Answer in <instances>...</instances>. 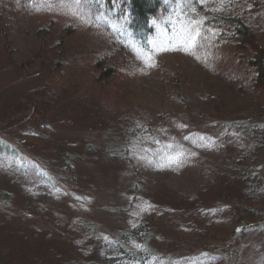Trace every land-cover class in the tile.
<instances>
[{"label":"rangeland","instance_id":"obj_1","mask_svg":"<svg viewBox=\"0 0 264 264\" xmlns=\"http://www.w3.org/2000/svg\"><path fill=\"white\" fill-rule=\"evenodd\" d=\"M31 1L39 11L28 22L35 21L31 31L28 26L5 47L0 44V147L16 149L15 155L0 157V264H105L99 260L101 242L111 246V240L141 216H149V244L161 256L154 264H264L261 220L232 236L231 228L221 230L227 227L230 210L237 206L235 198L245 186L232 179L238 174L232 171L231 156L250 147L249 134L242 128L222 126L198 111L176 114L170 120L158 117L149 105L156 102L152 98L156 94L137 82L118 89L133 104L130 111H110L103 105L86 109V94L76 96L85 83L80 64L65 68L64 81L48 90L41 117L47 124L33 125L20 115L16 101L44 92L47 65L58 53L49 41V26L56 18L72 21L75 16L66 0ZM213 1L216 6L224 2ZM191 2L169 1L151 50L142 57L160 63L188 59L162 48L189 39L193 23L189 16L198 14ZM263 16L259 19L262 32ZM107 24L114 26L115 21ZM91 30L87 29L99 38ZM80 42L76 38L69 43L68 56H74ZM43 51L49 55L40 60ZM74 74L80 77L72 80ZM112 89L114 93L115 86ZM145 120L157 127H152L155 134L146 128ZM61 153L73 154L71 166L53 160H60ZM47 159L56 163L49 166L51 172L45 170L49 179H42L38 175L44 169L38 160ZM257 168L264 178V164L256 165L255 172ZM222 197L226 198L223 204L216 202ZM197 226L218 228L225 234L224 241L216 232L217 238H210L212 232Z\"/></svg>","mask_w":264,"mask_h":264},{"label":"trees","instance_id":"obj_2","mask_svg":"<svg viewBox=\"0 0 264 264\" xmlns=\"http://www.w3.org/2000/svg\"><path fill=\"white\" fill-rule=\"evenodd\" d=\"M66 1L73 5L70 12L84 27L79 26L75 16L72 21L56 18L49 26L48 38L58 53L47 65L44 92L16 101L20 105V115L30 119L33 125L47 124L41 117L45 101L50 97L48 90L64 81L62 71L65 68L75 65L77 68L80 64L83 73L81 82L85 83L80 90L77 88L76 96L86 94V109L103 105L108 106L110 111L118 108L130 111L133 104L125 101L118 89L137 82L156 94L152 97L156 102L153 105L148 102L158 117L165 116L166 120H170L176 114L185 116L191 111H198L212 120H219L222 126L236 125L250 137L248 151L237 149L231 156L232 171L238 174L233 176V182L245 186L235 198L237 206L230 210L227 227L221 230L231 228L229 234L232 236L236 231L241 233L243 229L253 228L260 220V227L264 228V178L261 168H257V172L254 169L256 165L264 164V32L259 22L264 14V0H224L222 6H216L212 0H192L191 5L198 14L189 16L193 17L189 39L170 48L166 46L168 44L162 48L166 53L176 50L188 57L174 63H160L158 59L144 58L141 54L151 50L157 25L164 22L169 1L175 0ZM35 12L39 11L31 0H0V44L5 47L28 26L31 31L35 21L28 22L33 21ZM111 20L115 21L114 26L107 24ZM89 28L99 38H94L87 31ZM76 38H81L82 42L78 43L77 50H73L75 57L69 55L73 56L69 58L65 51ZM45 53H41L40 60L44 56L48 58L49 53ZM77 77L80 76L71 75L72 80ZM67 84L72 86L71 82ZM112 86H115L114 93ZM243 113L244 116L240 117ZM144 122L151 134H155L152 130L154 126L151 127L148 120ZM103 124L108 126L109 121L104 120ZM222 144V150H226L225 143ZM219 148L221 150V146ZM122 150L125 151V148L120 147ZM3 153L15 155L16 149L0 147V157ZM125 153L124 156H127ZM60 156V160H53L65 161L64 166H71L73 154L61 153ZM53 160L47 159L45 163L38 160L41 169H44L38 175L42 179H49L45 170L51 172L49 166L56 163ZM226 174L229 173L226 171ZM224 200L226 198L222 197L216 202L223 204ZM148 217H138L133 227L123 230L118 238L111 240V246L101 242L104 248L99 260L105 264L158 262L161 256L155 254L149 244ZM197 227L205 228L207 234L212 232L210 238H217V233L221 242L224 241L225 234L218 228L208 230L204 226Z\"/></svg>","mask_w":264,"mask_h":264}]
</instances>
